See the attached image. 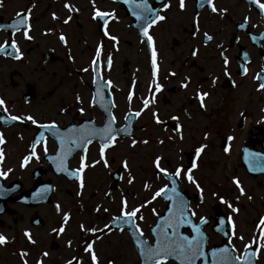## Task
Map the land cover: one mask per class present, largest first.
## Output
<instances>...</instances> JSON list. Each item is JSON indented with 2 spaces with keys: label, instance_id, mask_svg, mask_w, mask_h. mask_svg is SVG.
<instances>
[{
  "label": "flooded vegetation",
  "instance_id": "1",
  "mask_svg": "<svg viewBox=\"0 0 264 264\" xmlns=\"http://www.w3.org/2000/svg\"><path fill=\"white\" fill-rule=\"evenodd\" d=\"M66 2L75 5L79 12L69 13L64 8ZM165 2L148 0L150 6L166 17L149 30L158 51V79L163 88L155 93V103L150 104L139 117L129 115L126 120L130 110L138 111L143 106V99L152 98L154 86L150 89V52L147 44L142 42L141 21L132 14L133 9L125 0H96L101 10L115 9L118 19L110 20L107 26L110 35L118 37L115 44L103 35V22L99 18L92 19L90 0H3L0 25L12 23L16 12L30 8L29 34L32 39L23 36V26L17 32L11 28H0V43L8 42L4 51H0V97L4 98L8 112L0 110V115L31 114L38 123L54 120L63 132L88 122L95 127H103L108 119L107 107L116 117L113 128L129 126L130 130L117 133V142L106 149L107 168L101 162L85 170L84 188L81 190L76 178L56 171L58 160L49 159L57 155L59 148L57 139L52 135L53 130L38 128L31 121L0 120V133L6 141L0 145L5 156L0 162V170L11 169L7 176H0V234L7 237V243L0 245V264H23L24 259L28 264H37L38 260L42 264H66L72 257L81 258L83 264H90L89 254L83 249L88 242L94 244L97 237L102 239L106 233L120 231L125 232L132 242L128 225H121L120 221L110 223L113 217L120 215L121 192L127 195L129 210L132 203L128 196H135L134 190L130 192L127 187H122L126 184L131 186L135 180L128 183L125 168L122 162L117 161L120 151L117 146L122 143V138L147 140L148 135L153 134L188 137V143L181 150L179 164L185 168L191 167L193 161L197 164L193 175L204 189L203 201L195 185L183 175L179 180V189L197 213L193 217L194 222L199 223V218L205 217L201 228L205 234L206 252L234 245L236 254H239L243 251V244L257 231L259 218L264 216V171H252L250 161L252 153H259V159L264 163V91L258 90L259 81L253 78L264 67V13L253 0H213L217 9H227L222 14L213 13L205 0H185L183 10L179 8V0H168V9H163ZM260 2L264 3V0ZM201 4L204 7H200ZM53 13L58 19L52 18ZM69 15L72 19L67 24L63 23ZM245 17L248 19L245 20ZM241 24L244 26L240 27ZM48 29L52 31L47 32ZM61 33L67 39L66 45L59 39ZM204 33L212 39L206 41ZM13 38L23 53L21 59L14 58ZM101 43V76L103 81L111 79L112 85L103 83L99 96L94 100L97 86L92 82L90 65L95 49ZM193 49L197 50L196 56L191 55ZM89 53L87 63L91 73L87 90L89 96L87 94L81 107L84 111L78 109L65 113L69 111L67 106L63 108L65 114H57L49 102L50 87L43 82V73L52 76L59 62L62 65L66 58L70 61L71 54L74 58L72 71L79 75L81 68L77 66L76 56ZM109 53L114 58L110 70L103 65ZM118 56L124 58L122 67L130 64L131 76L127 81L119 80L123 68L117 71L120 74L108 76L111 71L116 72L115 58ZM224 56L229 61L227 75ZM244 68L248 69L246 74L243 73ZM169 72L176 75L171 76ZM261 75L264 76V73ZM185 76L190 77V84L181 88L180 83ZM197 90L209 93L203 109L195 96ZM130 91L133 92L131 103L127 99ZM113 104L115 107H112ZM153 111L157 112L161 123L155 122ZM172 117L178 119L173 120ZM177 125L181 127L179 134L175 130ZM41 132L47 141L48 152L45 153L37 145L39 158L34 157L21 167L23 158L30 154L31 145ZM206 132L207 137L204 135ZM229 136L233 139L229 140ZM99 143L97 139L88 145L87 163L99 160ZM201 144L206 148L198 156L196 149ZM225 147L229 148L227 153L224 152ZM246 150L248 159L245 158ZM82 154L83 149L73 150L67 161L69 168L79 167ZM164 164L170 171V163L166 160ZM160 175L164 184L169 185V180ZM233 177L239 179L245 195H240ZM45 188L46 191H41ZM78 192L80 195H77ZM214 192L217 196L212 195ZM219 196L237 207L238 213H233ZM238 196L239 200H236ZM163 202L166 206L167 202ZM56 204L60 205V212H57ZM97 205L100 206L99 211L96 210ZM63 212H69L70 219L65 231L57 235L52 229L59 228ZM229 216L235 224L236 236L243 235V241L235 237L230 241L232 225L228 222ZM221 219H224V224H220ZM155 221L156 216L154 222L148 224L149 231ZM81 224L85 229H103L105 224H109L112 231L105 229L103 233H90L82 231ZM136 224L139 225V218ZM25 230L30 232L35 243L24 235ZM68 241H71V246ZM94 250L99 255L97 247ZM21 252H26L27 256L22 258ZM43 252H47L48 256L42 257ZM204 261L210 264L211 256ZM202 263L203 259L197 261V264ZM254 264H264V251Z\"/></svg>",
  "mask_w": 264,
  "mask_h": 264
},
{
  "label": "snow or ice",
  "instance_id": "2",
  "mask_svg": "<svg viewBox=\"0 0 264 264\" xmlns=\"http://www.w3.org/2000/svg\"><path fill=\"white\" fill-rule=\"evenodd\" d=\"M3 0H0V6H2ZM92 5V19L101 20L103 22L102 32L103 35L109 39H111L114 44L118 43V37L115 35H110L108 31V24L110 20H117L115 9L110 11L101 10L97 4L96 0H90ZM125 3H128L130 7L133 9V15L137 17L139 21H141L140 26V35L142 37V42L146 43L150 52V64H151V85L154 86V93L151 99L145 98L142 101V107L135 112L131 110L125 116V119H128L129 115H134L139 117L141 113L149 108L150 104L155 103V93H159L163 85L159 83L158 73H159V65H158V51L155 46L154 38L150 34L149 30L158 24L160 21H164L166 17L161 15L159 11H156L150 4L148 0H125ZM207 6L211 9L213 13L220 12L225 13L227 9L220 8L217 9L213 0H205ZM253 3L256 4L262 13H264V3H261L260 0H253ZM170 7V3L168 0L163 4V9H168ZM200 7H204V4H201ZM64 8L68 10L69 13H78L79 9L76 8L75 5H70L69 3L64 4ZM179 8L183 10L185 8V0H179ZM30 15L31 9H24L15 13L16 19L12 21L10 24L0 25V28H11L14 32L21 31L23 36L31 40L32 36L29 34L31 30L30 24ZM199 14L197 13V16ZM53 19H58L55 13L52 14ZM72 19L71 15L66 17L63 23L67 24ZM248 17H245L247 20ZM244 25L241 24L240 27ZM51 29H48L47 32H51ZM47 34V33H46ZM195 35V33H193ZM264 35V34H262ZM204 37L206 41H210L212 37L208 35V33H204ZM253 40L256 37H252ZM59 39L65 45L67 44V39L63 33L59 35ZM8 42L0 43V51H4L5 46ZM11 47L15 50V59H21L23 53L20 51L16 40L13 38L11 41ZM102 43L98 44L95 49V55L91 60V71L93 73V84L97 86L96 96L93 97L95 100L99 94L101 89V85L106 83L107 85H112V80L109 79L107 81H103L101 76V56H102ZM191 55L196 56L197 50L193 49ZM69 59H73L71 54H69ZM112 54L109 53L107 59L103 61V65L106 69H111L112 67ZM223 63L225 65V75H227V65L229 63L228 58L226 56L223 57ZM89 69L85 68L81 71L87 72ZM248 69L244 68L243 73H247ZM264 73V67L261 68L260 72L257 73L253 78L258 80V90L264 91V76L261 75ZM169 75L175 76V72H169ZM215 81H213L214 83ZM190 84V77L185 76L180 83L181 88H187ZM196 98L200 102V107L203 109L205 107V98L209 96L207 91H199L195 93ZM129 103H131L133 99V92L130 91L127 97ZM76 100L79 102L81 100L79 94L76 95ZM101 107H105L101 104ZM112 107H115L113 104ZM0 110L4 113L8 112V108L6 107V102L3 97H0ZM63 111V109H61ZM84 109L81 108L80 112H83ZM105 111L108 114L107 122L103 125V127H95L91 122L86 124H81L77 127H70L65 129L63 132L57 126L56 122L50 121L47 123H38V121L31 115H8L7 117L0 115V120H10V121H31L33 125H37L38 128L41 129H50L52 131V135L57 139L59 148L57 155L55 157H49V159L58 160L59 163L56 166L57 172H65L68 174L70 178H76L79 181V187L82 190L84 188V180L83 173L89 167H94L99 163H103L107 168L109 166V160L106 158V149L112 147L117 142V133L125 132L127 133L130 128L129 126H125L124 128H113V125L116 121V117L111 113V111L105 107ZM153 118L156 123H161L159 116L156 111L152 113ZM173 120H177L178 117H172ZM176 132L179 134L181 132V127L179 125L175 128ZM205 137H207L208 133L206 132ZM99 140V160H93L91 164L86 162V153L88 145L92 144L94 140ZM180 139H183V136L180 135ZM229 140H232L233 137L229 136ZM5 138L3 133H0V145L5 144ZM132 145H136L137 141L133 139L131 141ZM140 143H148L147 140L140 141ZM159 143H163V141H159ZM37 145H40L45 153L48 152L47 141L44 138V133L41 132L39 136L34 140L31 145L32 151L29 155L23 158L21 163V167L26 166L30 160L34 157L39 158L37 156ZM206 148V145L201 144L199 148L196 149V154H199ZM74 149H83L84 154L80 156L79 159V167L75 169H71L68 166V158L73 154ZM229 151L228 147L224 148V152L227 153ZM252 159L250 161V167L252 171L261 170L264 171V163H261L259 153H252ZM249 154L247 150L245 152V158L248 159ZM5 156L3 148H0V162H3ZM161 159L162 157L157 156L153 164L157 169L158 174H163L171 183V187L168 184H164L162 187H159L151 196V200H146L143 204L136 205L132 207L130 210L128 208V202L123 197L121 198V207H120V215L112 218V221H120L121 225H128L130 228L134 230L131 232L132 237L134 238L135 245L139 250V255L142 258L143 264H168L170 260H174L178 262V264H197L198 260L207 259V257L211 256L210 264H254V260L258 257V255L264 251V216L259 218V221L256 225L257 231L254 232L253 236L249 239L247 243L243 244V251L239 254L237 253V249L234 245L225 246L221 248H213L210 252L205 251V234L202 231L201 225L205 223V217L201 216L199 218V223L194 222L193 217L197 215L196 211L191 207L187 200H185L183 194L178 188V182L180 177L183 175L184 179H186L189 183L195 185L197 191L201 194V202L203 201V192L204 189L197 182L196 178L193 175V169L197 168V164L193 161L191 167L185 168L184 165L178 164L175 168L174 172L168 171V169L161 167ZM123 167L125 169L128 168V162L125 159L123 162ZM7 171L0 170V176H7ZM135 177L131 175L129 172L128 175V183L131 184ZM233 183L236 185V188L239 190L240 195H245V189L241 186V183L238 178L233 177ZM145 189H149L151 185L148 182H145ZM41 191H46L42 189ZM80 195V192L77 193ZM105 195H108L106 193ZM213 196H217V193H212ZM163 196L164 199L169 201V207L167 208V213L165 215H160L156 212L155 209H152L153 215L157 217V222L154 227L150 228L151 233L153 234L154 240L149 241L143 238V232L140 229V226L136 224V219L139 218L143 220V216L138 214L141 212V209L147 206L151 201H154L157 197ZM221 202L227 204L228 208L231 209L233 213H238L239 209L234 207L233 204L226 200L223 196L218 197ZM250 200L251 197L249 196ZM236 200H239V196L236 197ZM57 212H60V205H55ZM197 207H199L197 205ZM100 206L97 205L96 210L99 211ZM107 212V209H105ZM70 219L69 212H63L62 214V223L59 228H53L52 232L59 235L65 231V225ZM228 222L232 225V231L230 234V241L232 237L235 239L243 241L244 236H236L235 232V224L232 220V217H228ZM220 224H224V219L220 220ZM81 230L88 231L90 233L100 232L103 233L105 229L109 232L112 229L109 227V224H105L103 229L100 228H87L83 224L80 225ZM188 227L191 230V235H187L182 231L183 228ZM122 230V227H121ZM24 235L28 238V240L32 243L35 241L32 239V236L28 230H25ZM99 237H97L98 239ZM7 243V237L3 234H0V245H4ZM68 245L71 246V241H68ZM255 246V247H254ZM83 251L89 254L91 264H98V255L94 250L93 242H88L84 247ZM21 257L27 256L26 252L20 253ZM42 257L48 256L47 252L41 253ZM73 261L76 264H83V260L81 258L72 257V259L66 261V264H73ZM23 264H28L27 260H23ZM37 264H42L40 260L37 261ZM109 264H112V261H109Z\"/></svg>",
  "mask_w": 264,
  "mask_h": 264
},
{
  "label": "rangeland",
  "instance_id": "3",
  "mask_svg": "<svg viewBox=\"0 0 264 264\" xmlns=\"http://www.w3.org/2000/svg\"><path fill=\"white\" fill-rule=\"evenodd\" d=\"M89 55L85 56H76L78 62V68L89 69L87 59ZM80 58V59H79ZM74 59V58H73ZM68 58L64 59L62 65L59 62L57 69L54 70V74L49 76L47 72L43 73V82L49 84V95H50V104L53 110L57 114H65L76 112L82 107V103L85 102L87 94L89 96L88 90V81L90 79V70L87 72L81 71L79 75L72 71L71 65L72 61ZM114 59V58H113ZM124 60L123 56H118L115 58V63L117 66L116 72L111 71L108 73V76L114 77L120 74L117 71L123 68L119 80H129L128 64L125 67H122L121 61ZM129 61L132 62V59ZM76 64V63H74ZM70 71V72H68ZM132 71V70H131ZM90 72V73H89ZM79 94L81 100L78 102L76 100V95ZM69 107V111H61V109ZM141 137H137L140 139ZM148 143H140L142 139L137 141L136 145H132L131 141L133 139H124L122 138V143L118 144L120 149L118 154L117 161L123 162L125 159L128 162V168L125 169L124 174L129 175V172L133 177H135V182L130 186L128 184L122 185V187H127L130 192L135 191V196H128V199L132 203L131 207L136 205L143 204L146 200H151L152 194L159 188L162 187L165 183L164 179L160 174L157 173V169L152 163L157 156L162 157L161 167L164 166L165 161L167 160L170 164V171L172 172L181 160V150L184 147L185 143H188V137L184 136L183 139H180V136H158V135H148ZM145 140V139H144ZM163 141V143H159ZM123 165V163H122ZM145 182H148L151 187L145 189ZM122 197L126 199L127 195L124 191L121 192ZM129 203V202H128ZM165 203L161 197H157L154 201H151L147 206L141 209L139 215L143 216V220L139 219V226L145 235L150 241L152 236L148 230V224L154 222V217L152 209H155L159 214L163 211ZM94 249L97 247L99 251L98 255V264H109V261H112V264H140L137 251L133 243L127 237L125 232L115 231L112 233H106L105 236L101 239H97L94 243ZM89 263L91 264L90 257H88ZM168 264H176L174 261L170 260Z\"/></svg>",
  "mask_w": 264,
  "mask_h": 264
},
{
  "label": "water",
  "instance_id": "4",
  "mask_svg": "<svg viewBox=\"0 0 264 264\" xmlns=\"http://www.w3.org/2000/svg\"><path fill=\"white\" fill-rule=\"evenodd\" d=\"M179 186H180V183L178 182V188H179ZM169 187H171V183H170V181H169ZM181 193L183 194V192H181ZM183 196H184V194H183ZM161 197L163 198V196H161ZM184 198H185V200L188 201V198H187V197L184 196ZM163 200H165V201L167 202V204H166V206H165V210H164L160 215H165V214L167 213V208L169 207V201H167V200L164 199V198H163ZM156 222H157V217H156ZM156 222H155V224H156ZM155 224L152 225L151 227H154ZM151 227H150V228H151ZM127 228H128L129 233H130V235H131V232H132L134 229H133V228H130V226H127ZM183 230H189V231H190V234H189V235L192 234L190 228H188V227L183 228L182 231H183ZM150 232H151V231H150ZM184 233H185V232H184ZM151 234H152V233H151ZM185 234H186V233H185ZM152 236H153V234H152ZM131 238H132L133 243H134V245H135V241H134V238L132 237V235H131ZM143 238H145V237H143ZM145 239H146V238H145ZM153 240H154V237H153ZM135 247H136V245H135ZM136 249H137V251H138V255H139V250H138L137 247H136ZM139 258H140V263L143 264V261H142V258L140 257V255H139ZM177 263H178V262H177ZM73 264H76V262L73 261ZM202 264H205L204 259H203V263H202Z\"/></svg>",
  "mask_w": 264,
  "mask_h": 264
}]
</instances>
